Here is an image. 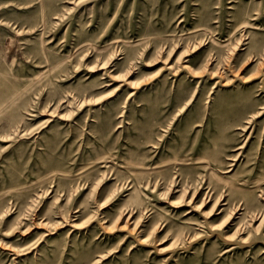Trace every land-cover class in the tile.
I'll return each mask as SVG.
<instances>
[{
	"label": "rangeland",
	"instance_id": "obj_1",
	"mask_svg": "<svg viewBox=\"0 0 264 264\" xmlns=\"http://www.w3.org/2000/svg\"><path fill=\"white\" fill-rule=\"evenodd\" d=\"M0 264H264V0H0Z\"/></svg>",
	"mask_w": 264,
	"mask_h": 264
}]
</instances>
